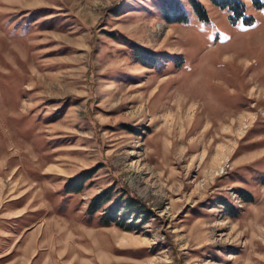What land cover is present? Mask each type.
Returning a JSON list of instances; mask_svg holds the SVG:
<instances>
[{
  "label": "rangeland",
  "instance_id": "rangeland-1",
  "mask_svg": "<svg viewBox=\"0 0 264 264\" xmlns=\"http://www.w3.org/2000/svg\"><path fill=\"white\" fill-rule=\"evenodd\" d=\"M26 1L8 7L26 26L0 14V264H264V0L251 23L208 0L182 21L160 0ZM106 187L150 216L101 225Z\"/></svg>",
  "mask_w": 264,
  "mask_h": 264
},
{
  "label": "trees",
  "instance_id": "trees-1",
  "mask_svg": "<svg viewBox=\"0 0 264 264\" xmlns=\"http://www.w3.org/2000/svg\"><path fill=\"white\" fill-rule=\"evenodd\" d=\"M187 1L192 5L199 18H208L206 7L201 0ZM208 1L215 7L227 10L228 16L232 21H235L240 16L243 17V21L245 23H251L253 20L252 15H244L247 0ZM248 1H251L256 8H260L263 6V0ZM160 5L163 16L167 20L182 21L187 17L182 0H160ZM133 49L134 53L138 56L139 60L142 63L146 65H153L156 63L157 54L155 52L136 44H134ZM92 171V169H83L78 173L69 176L62 185V191L64 193H69L81 190L84 181L91 176ZM121 193L112 200L110 197V189L108 187L103 188L101 191L94 194L90 198L86 206L85 213L88 216H91L94 213L98 212V209L104 205L102 211L99 212L98 216V222L101 225H110L112 223H115L128 228L129 225L125 224L124 218L122 219V214H125L123 216H126V214L129 212L139 213V215L142 216L141 220H143L141 223H143L145 219L150 216V206L146 204V201L134 195L127 189L122 190ZM240 193L243 197V200H251V193L249 191L240 190ZM236 214L237 210L234 209V211L230 215L234 216Z\"/></svg>",
  "mask_w": 264,
  "mask_h": 264
},
{
  "label": "crops",
  "instance_id": "crops-1",
  "mask_svg": "<svg viewBox=\"0 0 264 264\" xmlns=\"http://www.w3.org/2000/svg\"><path fill=\"white\" fill-rule=\"evenodd\" d=\"M18 1L19 0H0V14L2 15L1 18H3L4 22H6L8 25H11L12 27L22 26V24L24 26H26V22H27V21H23V23L21 24V22H22L21 20L17 21V20L12 19L11 13H12L13 9L15 7H18L21 3L23 4L26 0H20L19 2ZM26 3H27V1H26ZM8 7L10 8V10L12 9V11L9 12ZM19 22H20V25H19ZM12 40L13 39H11V41ZM25 42H27V40H25ZM0 46L4 47L6 45H4V46L0 45Z\"/></svg>",
  "mask_w": 264,
  "mask_h": 264
},
{
  "label": "bare ground",
  "instance_id": "bare-ground-1",
  "mask_svg": "<svg viewBox=\"0 0 264 264\" xmlns=\"http://www.w3.org/2000/svg\"><path fill=\"white\" fill-rule=\"evenodd\" d=\"M218 155V154H217Z\"/></svg>",
  "mask_w": 264,
  "mask_h": 264
}]
</instances>
